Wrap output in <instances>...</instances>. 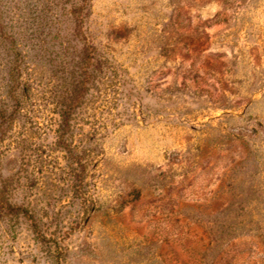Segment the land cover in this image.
<instances>
[{
  "label": "rangeland",
  "instance_id": "1",
  "mask_svg": "<svg viewBox=\"0 0 264 264\" xmlns=\"http://www.w3.org/2000/svg\"><path fill=\"white\" fill-rule=\"evenodd\" d=\"M0 264H264V0H0Z\"/></svg>",
  "mask_w": 264,
  "mask_h": 264
}]
</instances>
